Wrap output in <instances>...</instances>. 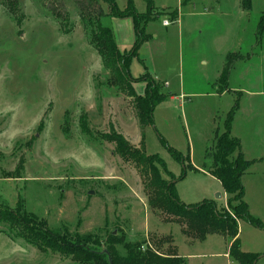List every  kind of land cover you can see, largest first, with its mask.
<instances>
[{"label":"rangeland","instance_id":"obj_1","mask_svg":"<svg viewBox=\"0 0 264 264\" xmlns=\"http://www.w3.org/2000/svg\"><path fill=\"white\" fill-rule=\"evenodd\" d=\"M21 1L24 19L18 24L0 0V203L12 208L22 203L53 229L94 234L102 248L110 232L152 243L172 235L163 244L165 251L180 241H200L177 217L149 205L141 171L116 155L115 144L103 135L114 125L138 146L144 135L146 152L160 155L176 178L186 170L176 183L181 201L218 200L231 214L227 194L217 198L222 185L210 172L216 136L226 130L233 110L231 134L248 160L242 177L245 199L263 226L241 221L240 247L264 254V0H252L245 11L239 0H182L180 26L171 7L162 12L150 4L151 15L166 13L172 21L169 26L164 16L149 21L147 31L154 34L132 59L130 72L165 82L161 91L177 98L169 95L156 105L154 124L145 129L132 99L111 83L91 44L78 13L81 0ZM100 1L110 12L109 3ZM117 3L125 9L127 0ZM135 6L145 13L147 1L135 0ZM53 10L69 15L70 32L51 15ZM229 51L235 59L229 80L213 84ZM167 145L189 155L190 163L204 172L187 166V159L181 163ZM22 160L23 177L12 176ZM164 177L169 179L165 172ZM205 238L198 251L223 252L233 240L221 231ZM203 260L226 264L223 257ZM0 264L83 262L79 255L41 251L27 239L2 232ZM258 264H264V255Z\"/></svg>","mask_w":264,"mask_h":264},{"label":"trees","instance_id":"obj_2","mask_svg":"<svg viewBox=\"0 0 264 264\" xmlns=\"http://www.w3.org/2000/svg\"><path fill=\"white\" fill-rule=\"evenodd\" d=\"M110 5V12H106L100 0H81L78 3L83 26L88 29L91 44L96 48L103 61L104 67L108 70L109 80L124 92L136 108L138 121L145 129L153 125L154 111L156 105L165 101L172 93L161 91L162 84L152 75L134 77L130 68L132 59L139 55L143 43L150 37L147 32L149 21L157 18L149 12L153 0L147 1V9L144 12L137 11L134 0H128L125 9H120L117 0H103ZM241 8L249 10L252 0H240ZM3 6L21 24L24 19L22 14L21 0H2ZM51 13V12H50ZM174 12V14H176ZM59 21L66 33L70 32L69 15L53 10L51 15ZM106 17L132 18L135 28V40L132 48L128 51H121L116 42L114 29L109 24H104ZM232 53L227 54L226 65L222 71L221 79L229 80L230 71L235 63ZM134 82H145V94H139L133 84ZM232 112L226 123V130L217 135L216 148L213 152L212 175L217 177L223 184L230 209L234 213L229 214L224 208H220L218 200L204 199L197 204H189L181 201L177 194L176 183L186 176V170L176 178L168 169L164 160L158 154H148L145 148V139L141 144L135 145L117 131L114 125L104 133L105 140L115 144L114 153L120 155L124 161L132 163L142 173L146 180L148 190V202L153 208L160 209L166 215L177 217L186 225V232L192 233L198 238H205L207 233L221 231L232 238L230 255L239 264H258L261 254L243 251L240 247L239 221H249L252 225L263 228L260 218L250 212L248 201L245 199L246 190L242 177L248 166V160L241 152V144L237 137L231 134ZM83 124V123H82ZM84 126V124H83ZM165 142V141H164ZM166 143V142H165ZM171 153L181 163L185 159L189 162L187 166L195 169L190 163L191 157L177 152L173 147L167 145ZM25 161L22 160L12 176L23 177L21 170L24 169ZM186 166V164H184ZM164 172L169 179L164 177ZM239 202L234 205V202ZM0 233H12L14 236L24 238L33 243L38 249L59 251L63 255H79L83 264H185V260L178 253L175 246H169L168 250L163 249V244L173 240L153 241L137 240L130 241L123 232L115 234L110 232L106 240L105 248H102L100 239L94 234L80 235L71 234L66 227L53 229L46 220H41L34 213L28 211L22 203L12 208L0 203Z\"/></svg>","mask_w":264,"mask_h":264},{"label":"crops","instance_id":"obj_3","mask_svg":"<svg viewBox=\"0 0 264 264\" xmlns=\"http://www.w3.org/2000/svg\"><path fill=\"white\" fill-rule=\"evenodd\" d=\"M146 1V0H145ZM179 1H181V2H179V4L178 5H171V4H169V3H167V2H163V3H158L156 0H153V3L158 7V8H164V7H171V9L173 10V13L174 12H176L177 11V13L176 14H174V22L176 21V23H178L179 22V20H180V16H181V13H182V11H181V7H182V5H184V4H182V0H179ZM127 2H128V0H127ZM134 4H135V0H134ZM187 4H189V3H187ZM193 4V8L195 7V3H192ZM126 6H127V3H126ZM125 6V7H126ZM136 7V6H135ZM121 9V8H120ZM147 9V8H146ZM239 9L240 10H243L242 8H241V2H240V0H239ZM146 11V10H145ZM243 11H245V10H243ZM162 12H164L163 11V9H162ZM172 13V14H173ZM193 14V13H192ZM161 16H164L165 18L164 19H166V18H168L167 17V15H166V13H163V14H161L160 16H158L157 18H160ZM164 19H163V21H164ZM170 19V18H169ZM171 21H172V19H170ZM181 23V24H180ZM164 24V23H163ZM109 25H112L111 27H112V29H114V32H115V38H116V42H117V44L119 45V48H120V50L121 51H125V50H127V49H129V48H131L132 47V45H133V42H134V40H135V37H136V35H135V28L133 27V21H132V18H129V17H126V18H118V17H115V18H113L112 20H111V22H110V24ZM165 25V24H164ZM179 26L180 25H183V20L181 21V22H179V24H178ZM165 26H169V25H165ZM148 32V31H147ZM149 33V36H153V34L154 33H151V32H148ZM157 35H155V37H156ZM125 42H127V43H125ZM228 53H231V51H229V52H227V54ZM227 54L225 55V58L227 59ZM225 65H226V63L223 65V68H222V70H221V72H220V75H218L216 78H215V80L213 81L212 80V83L213 84H216L217 83V81L218 80H220L221 79V77H222V71H223V69H224V67H225ZM232 70V69H231ZM231 72V71H230ZM141 74V73H140ZM140 74H138V75H132V76H134V77H140ZM231 74V73H230ZM230 77V76H229ZM155 79H157V78H155ZM158 80V79H157ZM165 83V82H164ZM163 83V84H164ZM133 86H134V88H135V90L139 93V94H145V91H143L144 90V88L146 87V83L145 82H134V84H133ZM164 86H166V83L164 84ZM182 95H185V94H181V96ZM172 97H175V98H177V95L175 94V93H172V95H171ZM192 164V163H191ZM192 166L195 168V170L196 171H200V172H204V170L203 169H200L199 167H197V166H194V164H192ZM210 175H211V177H213V178H215L218 182H219V184H221V182H220V180L217 178V177H215V176H213L212 175V172H210ZM222 185V191H220V192H218V194H220V196L219 197H217V198H220L221 197V195H223L224 193H225V190H224V187H223V184H221ZM177 194H178V191H177ZM178 197H179V194H178ZM204 199H208V198H204ZM204 199H202L201 201H203ZM201 201H199V202H201ZM185 202V201H184ZM199 202H197V203H199ZM187 203V202H186ZM197 203H189V204H197ZM241 221H243V220H241ZM241 221H239V226H240V222ZM240 229V228H239ZM240 231V230H239ZM241 232V231H240ZM239 237H240V234H239ZM206 240H207V238H205V239H202V240H200V241H196V242H194V241H192V239L191 240H189V241H187V242H182V241H180V242H177V243H175L176 244V248H177V250H178V253L183 257V259L185 260V264H210L207 260H203V258H218V257H223V258H225V263L226 264H232V262H233V257H231V255H230V252H231V244H232V241H230V242H228V244H227V249L225 250V251H223V252H221V251H218V250H216L215 252H203V251H198L199 250V248H197L198 247V245L200 244V242H206ZM174 244V245H175ZM205 244V243H204ZM251 252H253V251H251ZM255 253H259V254H261V256L262 255H264V254H262L260 251L259 252H255ZM216 261V260H215ZM218 261V260H217Z\"/></svg>","mask_w":264,"mask_h":264},{"label":"built area","instance_id":"obj_4","mask_svg":"<svg viewBox=\"0 0 264 264\" xmlns=\"http://www.w3.org/2000/svg\"><path fill=\"white\" fill-rule=\"evenodd\" d=\"M163 23L165 25H170L171 24V20L169 18H166V19H164Z\"/></svg>","mask_w":264,"mask_h":264},{"label":"water","instance_id":"obj_5","mask_svg":"<svg viewBox=\"0 0 264 264\" xmlns=\"http://www.w3.org/2000/svg\"><path fill=\"white\" fill-rule=\"evenodd\" d=\"M219 196H220V194H217V197H219ZM110 264H113L111 258H110ZM255 264H256V262H255Z\"/></svg>","mask_w":264,"mask_h":264}]
</instances>
